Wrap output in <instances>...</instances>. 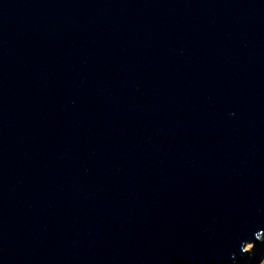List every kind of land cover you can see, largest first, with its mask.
<instances>
[{
	"label": "water",
	"instance_id": "obj_1",
	"mask_svg": "<svg viewBox=\"0 0 264 264\" xmlns=\"http://www.w3.org/2000/svg\"><path fill=\"white\" fill-rule=\"evenodd\" d=\"M263 238L264 0H0V264Z\"/></svg>",
	"mask_w": 264,
	"mask_h": 264
},
{
	"label": "rangeland",
	"instance_id": "obj_2",
	"mask_svg": "<svg viewBox=\"0 0 264 264\" xmlns=\"http://www.w3.org/2000/svg\"><path fill=\"white\" fill-rule=\"evenodd\" d=\"M263 240L264 238L258 244L248 241L247 243H251V249L245 251V254L242 258L236 259L229 264H264V244H262L264 243Z\"/></svg>",
	"mask_w": 264,
	"mask_h": 264
},
{
	"label": "bare ground",
	"instance_id": "obj_3",
	"mask_svg": "<svg viewBox=\"0 0 264 264\" xmlns=\"http://www.w3.org/2000/svg\"><path fill=\"white\" fill-rule=\"evenodd\" d=\"M264 241V240H263ZM262 244H264V243H262ZM251 243H246V245H245V250L246 251H248V250H250L251 249ZM245 258V257H244Z\"/></svg>",
	"mask_w": 264,
	"mask_h": 264
}]
</instances>
